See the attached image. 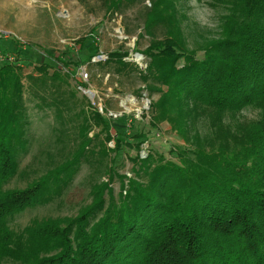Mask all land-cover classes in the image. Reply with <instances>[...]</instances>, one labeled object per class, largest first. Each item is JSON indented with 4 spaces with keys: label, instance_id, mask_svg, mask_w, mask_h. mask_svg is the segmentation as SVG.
Here are the masks:
<instances>
[{
    "label": "trees",
    "instance_id": "16d2710c",
    "mask_svg": "<svg viewBox=\"0 0 264 264\" xmlns=\"http://www.w3.org/2000/svg\"><path fill=\"white\" fill-rule=\"evenodd\" d=\"M226 1L229 13L219 36L195 46L203 52L200 59L181 33L176 0H158L146 17L149 30L158 24L166 32L163 41H151L144 51L147 68L138 70L146 89L161 93L151 102V126L166 118L176 125L187 119L177 131L186 138L194 131V159L182 158L187 152L179 164L154 162L151 155L138 159L139 171L127 189L122 183L118 200L107 184H96L92 204L75 219L63 226L45 222L23 243L0 245V264L4 258L15 264H264V0ZM123 57L113 52L106 63H116L121 73ZM71 75L69 70L51 78ZM83 100L88 106L80 110L81 142L72 157L25 189L4 190L29 141L20 77L14 66H0V235L15 215L47 203L50 187L62 192L95 156L88 151V126L83 127L89 118L106 130L108 125ZM249 106L261 111L260 118L238 126L242 143L228 152L225 145L233 137L224 116ZM204 119L211 131L202 140L197 124Z\"/></svg>",
    "mask_w": 264,
    "mask_h": 264
},
{
    "label": "rangeland",
    "instance_id": "374dc122",
    "mask_svg": "<svg viewBox=\"0 0 264 264\" xmlns=\"http://www.w3.org/2000/svg\"><path fill=\"white\" fill-rule=\"evenodd\" d=\"M157 1L0 0V66H14L20 77L29 141L27 151L18 158L15 176L3 189H25L72 157L81 142L80 110L88 106L83 97L108 125L106 130L88 119L83 129L88 126V151L95 154L92 162L82 164L62 192L50 187L47 203L11 218L0 235V245L23 243L45 222L63 226L75 219L92 204L96 184H107L118 200L122 183L127 189L128 179L139 171L138 159L151 155L154 162L162 158L176 164L182 158L194 159L190 145L193 130L188 132V138L183 131H177L183 130L187 119L176 125L166 118L156 122V127L151 126L155 114L151 112V102L156 103L161 93H150L138 72L147 68L149 59L144 51L151 41L166 38L161 25L151 30L146 25L147 13ZM228 2L176 0L179 27L190 50L219 36L229 13ZM197 50L196 58L200 59L203 52ZM113 52L124 54L126 67L121 73L115 72L120 68L116 63H106ZM63 63L68 64V69ZM69 70L73 76L59 81L51 78L53 73L66 74ZM78 81L86 87H79ZM260 113L249 106L235 115L225 114L223 125L233 137L225 145L228 152H234L242 143L238 126L256 122ZM197 125L202 140L208 139L211 130L206 128L207 120ZM186 152L190 156L180 159ZM103 165L112 173H107L106 168L98 170L97 166ZM3 264L15 263L4 258Z\"/></svg>",
    "mask_w": 264,
    "mask_h": 264
},
{
    "label": "water",
    "instance_id": "95a60500",
    "mask_svg": "<svg viewBox=\"0 0 264 264\" xmlns=\"http://www.w3.org/2000/svg\"><path fill=\"white\" fill-rule=\"evenodd\" d=\"M87 94H89L92 98L93 94L91 92L87 91Z\"/></svg>",
    "mask_w": 264,
    "mask_h": 264
}]
</instances>
